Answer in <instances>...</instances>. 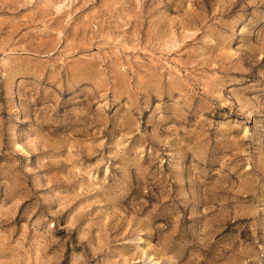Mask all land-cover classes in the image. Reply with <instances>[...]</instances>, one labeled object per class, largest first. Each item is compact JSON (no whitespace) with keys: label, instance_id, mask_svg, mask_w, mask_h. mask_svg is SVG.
<instances>
[{"label":"rangeland","instance_id":"rangeland-1","mask_svg":"<svg viewBox=\"0 0 264 264\" xmlns=\"http://www.w3.org/2000/svg\"><path fill=\"white\" fill-rule=\"evenodd\" d=\"M0 264H264V0H0Z\"/></svg>","mask_w":264,"mask_h":264}]
</instances>
